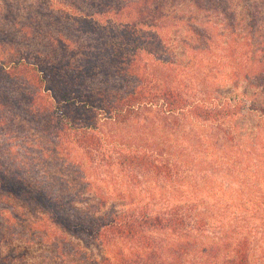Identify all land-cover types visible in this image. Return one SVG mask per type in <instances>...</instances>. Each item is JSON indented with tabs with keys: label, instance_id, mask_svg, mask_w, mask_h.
<instances>
[{
	"label": "trees",
	"instance_id": "16d2710c",
	"mask_svg": "<svg viewBox=\"0 0 264 264\" xmlns=\"http://www.w3.org/2000/svg\"><path fill=\"white\" fill-rule=\"evenodd\" d=\"M192 134L214 139V167L180 157L172 139ZM103 171L165 204H108L86 180ZM213 172L264 179V0H0V264L33 243L115 247L90 264H264L250 207L204 239L179 195Z\"/></svg>",
	"mask_w": 264,
	"mask_h": 264
},
{
	"label": "rangeland",
	"instance_id": "374dc122",
	"mask_svg": "<svg viewBox=\"0 0 264 264\" xmlns=\"http://www.w3.org/2000/svg\"><path fill=\"white\" fill-rule=\"evenodd\" d=\"M170 36L175 40L180 37V35L175 33H169L168 37ZM209 59V63H198L199 70L201 72L200 78H204V76H206L207 79V76H209L207 82L214 84V75L216 73L214 72L213 68L214 57L205 59V61H208ZM254 123L255 122L253 121L252 124ZM203 130L207 134V131H205L206 129L204 128ZM165 138H167L170 142L171 138L166 133L164 135L154 136L152 139L163 140ZM169 142L168 145L170 146ZM172 142L174 143V147L179 146L176 150L180 154L181 158L184 156V158L188 159L190 156L194 160H203L208 165L212 166L214 164L216 157L214 156V149L216 146H214V139H208V135L201 137L200 135L193 136L192 134V136H190L187 141H185L181 135L180 137H177V139L173 138ZM194 154L198 156V158H195ZM209 175L210 176H207V179L201 177V181L199 183L200 186L198 185V188H195V185L192 187H186L187 185H183L182 187L178 188L179 195L187 197V203L191 202V204H193L192 209L198 212L201 218H204V222L207 226L204 239L214 237V227L219 225V222L222 223L224 227L231 229L233 225L230 227L229 218H231L232 214L234 212H238V209L240 211L242 209L245 211L246 208L250 207V210L247 212H242L247 217H249L248 221L245 217L246 221L250 225L249 227L256 229V231H259L261 235L254 244L253 260L254 258L258 259L262 257L264 254V209L262 208V206H264V179L261 178L259 180V178H257L253 181L252 186H246L249 184L245 183V185H243L244 183H242V179L239 177H233L230 179L228 178L225 181L223 179L220 181V179L214 180V172ZM119 178L120 177L117 174H111L107 171H103L101 173L88 174L86 180L91 185L89 189L91 190V193L94 192V194H98V192L103 191L104 194L108 195V204L113 202L117 206L124 204L123 206L128 205V207L148 204L154 208V206L158 207L164 203L163 199L157 193L158 189L160 188L155 182L150 181L146 184V188H143L142 186L138 187L137 185L133 186L134 184L123 186L121 183H119ZM255 191L256 193H250ZM260 207L261 209L258 210ZM214 214L221 216V218L215 216ZM57 230L59 231V229ZM65 237L67 238L68 243L75 245V247H82L80 242L73 239L71 236L65 235ZM22 239L18 240L17 242L15 241L14 244H19L20 242L23 244L22 246H25L26 248V245L30 244L32 241L26 237ZM34 242H37V240ZM39 244L40 243H38V245H35V243L31 244L33 245V247H31L33 249V255H29L31 258L29 257L26 264H90L91 260L99 261L101 258H111L116 255L114 254L115 247H112V249H93V251H88L86 255L82 256L80 254H76L75 252L77 251H75L70 245H68V247L72 250H69V248L66 249V245L62 244V249L68 250V253H64L58 252V249L44 252L46 248L49 249V247L45 248L44 245H42V247ZM61 253H64L65 255ZM26 255H28L27 252ZM26 255L24 256L26 257Z\"/></svg>",
	"mask_w": 264,
	"mask_h": 264
}]
</instances>
